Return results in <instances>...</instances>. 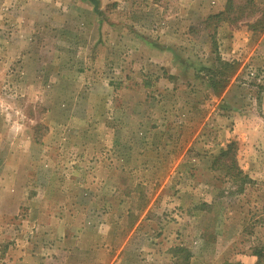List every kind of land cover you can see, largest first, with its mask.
<instances>
[{
	"label": "rangeland",
	"instance_id": "374dc122",
	"mask_svg": "<svg viewBox=\"0 0 264 264\" xmlns=\"http://www.w3.org/2000/svg\"><path fill=\"white\" fill-rule=\"evenodd\" d=\"M258 249L264 0H0V264Z\"/></svg>",
	"mask_w": 264,
	"mask_h": 264
},
{
	"label": "trees",
	"instance_id": "16d2710c",
	"mask_svg": "<svg viewBox=\"0 0 264 264\" xmlns=\"http://www.w3.org/2000/svg\"><path fill=\"white\" fill-rule=\"evenodd\" d=\"M263 25L261 24V27ZM224 64L228 65V66H233V62H224ZM228 76V75H227ZM227 76H225V78H227ZM224 80V79H223ZM222 86V85H221ZM218 88L214 89V91H217ZM232 143L227 144L224 148H221L219 153L217 155L214 156L213 160H212V166H214L215 168L218 167H222L224 168L227 172H229V168L234 166V151H233V147H232ZM241 171H238V174ZM254 255H256L257 260H256V264H264V249H258L255 250Z\"/></svg>",
	"mask_w": 264,
	"mask_h": 264
}]
</instances>
